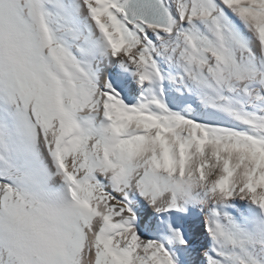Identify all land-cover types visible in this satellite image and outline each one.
<instances>
[{"label":"bare ground","instance_id":"1","mask_svg":"<svg viewBox=\"0 0 264 264\" xmlns=\"http://www.w3.org/2000/svg\"><path fill=\"white\" fill-rule=\"evenodd\" d=\"M34 1L0 0V185L14 182L20 189L16 191L6 185L9 190L0 197V264H136L135 255L141 241L154 248L152 264H170L172 254L167 241L183 229L190 233L188 242L195 246L192 250L187 245L182 248L187 264H205L198 258L200 250H205L204 258L208 260L214 255H221L223 243L217 234L231 225L232 212L236 216L244 214L238 208L239 202L235 201L230 205L221 201L219 194L220 197L214 199L217 204L212 207L208 203L207 208L194 202L184 203L182 206L172 204L163 194L165 192H159L163 186L160 185V190L157 191L159 193L155 192L154 195L143 187L146 184L142 180L145 170L139 168L140 161L135 158L130 162L134 176L127 188L124 184L130 172L125 174L119 167L113 177L107 173L109 177L105 178L104 173H98L99 182L105 186L104 191L98 193L95 199H85L78 194V183L74 177H71V191H66V177L56 166L59 154L54 156V140L63 130L65 113L75 112L85 126L90 117L91 124L94 123L99 128L105 121L107 98L114 99L122 93L131 95L135 91L133 86H138L135 79L146 65L139 58L140 71L130 70L129 56L139 53L129 44L122 43L123 40L119 38L120 32L113 22L114 16L110 15L114 0H64L61 5L56 1L51 14L47 5L50 2L37 0L33 10ZM23 8H27L28 19L25 24L23 22L24 25L18 15ZM73 22H76L74 25L77 29L75 26L73 29L78 31V39L84 45L92 46L89 53L94 57L92 65L95 71L92 76L96 75L101 79L99 89L95 92L88 90L86 97L70 94L71 90L74 92L77 75L80 74L79 65L74 61L70 63V57L63 55L64 46L57 43L55 31L53 33V29H57L63 41L75 42L72 39L74 36L70 37L68 31L61 30ZM192 24L189 22L183 26L181 32L174 37L177 51L187 61L184 65L186 68L197 63L199 58L192 37ZM230 24L239 29V23L231 20ZM201 26L218 35L217 24L209 22ZM260 30L263 32L262 39L258 40L253 35L251 42H244L245 45L240 43V39L244 38L242 32L236 37V60L243 78L252 76V72L257 75L260 69L254 66L257 71L252 70V66L258 61L252 64L243 61V51H248L251 47L264 60V23ZM75 47L78 49L76 44ZM26 53H30L33 60L23 63L21 58ZM35 57L38 58L37 61L34 60ZM119 63L122 67L124 65L129 75L122 74L124 70L121 71V68L110 71ZM179 63L182 65V62ZM65 65H70L73 70L67 69V73L64 71V77L68 75L69 78H56ZM55 67L58 69L57 74L53 72ZM159 72L160 70H155L154 74ZM118 74L122 76L117 77ZM224 77L222 70H219L214 74L213 82L212 79H207L206 85L198 83L195 89L206 88L210 94H215L221 89ZM162 85L164 87L162 79L158 83L152 81L146 90L142 87L143 92H148L151 88L154 92L157 89L162 91ZM81 86L80 89H83ZM259 88L257 80L253 79L247 87L249 92H243V95H249ZM136 90L138 91V87ZM139 100L143 102L148 98L139 97ZM124 107L122 103L116 111V120L112 121L114 129L119 128L122 123ZM80 132L75 133V140L65 149L67 167L76 174L79 183L86 180V175L80 173L75 162L77 149L74 148V143ZM117 133L126 134L122 128ZM257 151L264 152V147ZM139 187L142 188L141 191ZM28 199L32 201L29 202ZM36 203L43 204L48 211H36ZM248 208L252 218L257 219L261 215L264 217V198L261 205L250 204ZM187 209L191 211L190 216L184 215ZM112 228L116 229V233L106 235ZM260 228L259 226L256 231Z\"/></svg>","mask_w":264,"mask_h":264},{"label":"rangeland","instance_id":"2","mask_svg":"<svg viewBox=\"0 0 264 264\" xmlns=\"http://www.w3.org/2000/svg\"><path fill=\"white\" fill-rule=\"evenodd\" d=\"M36 1L33 2V10ZM46 1L50 2L47 3L50 14L53 12V5L56 1L59 5L64 2V0ZM123 1H113L114 5H112L110 15L114 16L113 22L120 32L119 38L123 40L122 43L129 44L140 54L129 56L130 70L140 71V60L145 62L146 67H143L135 79V82H138L136 86L138 91L133 83L135 91L131 95L122 93L114 99L107 98L105 121L99 125V128L94 123L91 124L90 117L85 126L75 112L65 113L66 121L63 130L54 140V156L59 154L56 166L66 177V191L69 193V178L74 177L75 182L78 183V194L85 199H95L98 193L104 191L103 186H105L104 183L99 182L98 173H104L105 178L109 177L107 173L113 177L119 167L125 174L130 172L127 176V181L128 179L129 181L124 184L127 188L134 176L130 162L135 158L136 161H140L138 162L139 168L145 170L142 180L146 181V184L143 185L142 181L143 187L150 193L152 191L154 195L160 190V185L163 186L159 192H165L163 194L172 204L182 206L184 203L194 202L199 206L203 204L206 208L208 205L212 207L217 204L215 200L220 197L219 194L222 197L221 201H226L230 205L235 201L239 202L240 207L238 208L242 209L244 214L236 216L232 212L231 225L217 234L223 243L221 255H214L208 260L204 258L205 250H200V256L198 255L200 260L205 264H224L233 253L234 256L231 258L233 264H264V217L261 215L260 218L254 219L249 215L248 210L250 204L261 205L264 198V152L257 151L258 148L264 147V70H262L264 60L262 56L256 55L251 47L250 50L243 51L241 58L245 63L252 64L258 61L255 62L257 65L252 66V70L257 71L260 67L257 72L258 77L251 71L253 77L247 75L243 78L241 72L238 71L235 45L236 37L240 32L244 36L240 39L241 44L251 42L253 35L258 40L262 39L263 32L260 29L264 23V0H231L228 2L164 0L173 13L174 28L171 30L148 25L141 21L129 22L122 9ZM26 12L27 8H23L18 14L22 25L28 21ZM231 20L239 23V29L231 26ZM189 22L193 23L192 37L197 46L199 58L197 63L186 68L184 65L187 61L177 51L174 37ZM209 22L219 26L218 35L202 28L201 24ZM74 24L76 22L66 25L67 27L61 30L68 31L70 37L74 36L72 39H75V42L63 41L57 29H53V33L55 31L57 43L64 46L63 55L70 57V63L74 61L79 65L80 74L77 75L78 80L74 85V92L71 90L70 94L86 97L90 90L95 92L99 89L101 79L99 76H92L95 71L92 65L94 57L89 54L92 46L84 45L83 41L78 39L77 26ZM74 26L76 31L73 29ZM31 56L30 53L22 55V62L27 63L32 59ZM34 60L37 61L38 58L35 57ZM259 60H263L262 63ZM179 62H182V65ZM47 63L46 68H48ZM254 66H257V69ZM55 68L53 72L57 74L58 69ZM119 68L121 71L124 70L122 74L126 75L127 69L125 70L121 63L115 65V68L110 71L114 72ZM62 69L56 78L62 77L65 80L67 77L68 79V75L64 77V71L67 73L66 70H72V68L70 65H65ZM155 70H160V72L154 74ZM219 70H222L225 77L222 80L221 89L215 94H210L206 88L195 89L198 83L206 85L205 81L212 79ZM122 74H118L117 77ZM160 79L164 83L162 91L157 89L154 92L151 88L150 91H146L147 93L143 92L142 87L146 90L152 81L158 83ZM253 79L257 80L260 88L249 95H243V92H249L247 87ZM78 84L83 85L78 86ZM80 86L84 88L80 89ZM139 97L142 99L147 97L148 100L141 102ZM1 102L2 99H0ZM122 103L125 106L122 126L114 129L112 121L116 120V111ZM0 111L2 112V105ZM81 111L85 112L84 109ZM206 124L212 127L213 133L206 130ZM120 128L124 129L126 134L119 135L117 132ZM225 130L233 131L234 134L222 136ZM77 131L81 132L74 143V148L77 149L75 162L80 173L86 175V180L81 183L76 180V174L70 172L65 159V149L75 140ZM60 142L62 147L59 149ZM0 146H2V141H0ZM95 180L98 181L95 182ZM6 185L20 191L14 182H8ZM6 185L1 183L0 197H3L9 190ZM141 189L139 187V191ZM142 194L145 195V193ZM135 196L133 194V197L137 198ZM28 201L32 200L28 199ZM35 210L48 211L47 207L40 203L35 204ZM259 226L261 228L256 231ZM189 236L190 233L183 229L171 237L173 240L168 239V247L172 254L170 264H187L182 248L184 245L191 250L195 247L190 244V241L188 242ZM245 241L248 245L244 252L237 253L236 246ZM137 250L136 264H152L151 257L154 251L152 245L141 241Z\"/></svg>","mask_w":264,"mask_h":264},{"label":"water","instance_id":"3","mask_svg":"<svg viewBox=\"0 0 264 264\" xmlns=\"http://www.w3.org/2000/svg\"><path fill=\"white\" fill-rule=\"evenodd\" d=\"M122 9L129 22L141 21L167 30L174 28L173 13L164 0H124Z\"/></svg>","mask_w":264,"mask_h":264},{"label":"trees","instance_id":"4","mask_svg":"<svg viewBox=\"0 0 264 264\" xmlns=\"http://www.w3.org/2000/svg\"><path fill=\"white\" fill-rule=\"evenodd\" d=\"M206 130H208L209 132L213 133L212 131V127L209 125V124H206ZM230 135V134H234L233 131H228V130H225L223 132V134H221L222 136H225V135ZM182 234V233H180ZM170 240H173V239H170ZM246 245H248V243L245 241V242H241L239 245L236 246V249H237V253H239L240 251H243L244 252V249L246 248ZM234 256L233 253H231L230 255V258L228 259V261L224 264H233L232 263V260L231 258Z\"/></svg>","mask_w":264,"mask_h":264}]
</instances>
